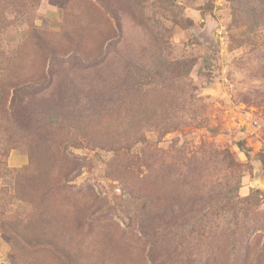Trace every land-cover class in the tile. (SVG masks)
Segmentation results:
<instances>
[{
  "label": "rangeland",
  "instance_id": "1",
  "mask_svg": "<svg viewBox=\"0 0 264 264\" xmlns=\"http://www.w3.org/2000/svg\"><path fill=\"white\" fill-rule=\"evenodd\" d=\"M0 237V264H264V0H0Z\"/></svg>",
  "mask_w": 264,
  "mask_h": 264
},
{
  "label": "crops",
  "instance_id": "2",
  "mask_svg": "<svg viewBox=\"0 0 264 264\" xmlns=\"http://www.w3.org/2000/svg\"><path fill=\"white\" fill-rule=\"evenodd\" d=\"M15 165L23 164L25 162L24 156L22 155H16L15 156ZM6 248V243L5 241L0 237V253H3ZM3 261V258L0 257V262Z\"/></svg>",
  "mask_w": 264,
  "mask_h": 264
}]
</instances>
